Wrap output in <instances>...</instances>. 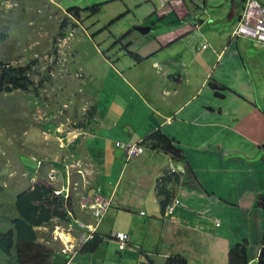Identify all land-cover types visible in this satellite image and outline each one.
I'll return each mask as SVG.
<instances>
[{"label":"crops","instance_id":"0c3cea01","mask_svg":"<svg viewBox=\"0 0 264 264\" xmlns=\"http://www.w3.org/2000/svg\"><path fill=\"white\" fill-rule=\"evenodd\" d=\"M245 1L172 0L159 8L154 0H0L4 62L42 63L50 56L57 63L63 22L64 38L75 27L73 44L95 53V63L72 64L68 84L58 79L61 93L71 95L72 117L79 122L88 104L92 118L85 126L54 122L50 133L41 131V141L62 156L39 159V171L29 175L31 185L51 174L62 184L57 190L72 206L73 224L64 226L70 237L83 233L80 224L96 229L99 247L64 264H164L174 255L188 264H228L230 248L244 240L249 264H257L264 212L249 192L264 194V44L234 35ZM98 4L96 16L80 20L68 12ZM14 49L20 54L12 55ZM156 131L175 139L186 163L148 148L127 161L117 147ZM70 162L80 163L81 173H69ZM171 167L181 179L169 185L168 204L175 198L182 204L167 214L157 187ZM97 200L111 202L99 222L84 208ZM120 231L129 244L111 237Z\"/></svg>","mask_w":264,"mask_h":264},{"label":"rangeland","instance_id":"374dc122","mask_svg":"<svg viewBox=\"0 0 264 264\" xmlns=\"http://www.w3.org/2000/svg\"><path fill=\"white\" fill-rule=\"evenodd\" d=\"M82 22L79 21L77 23L79 26V38H81L80 28L82 27ZM12 30V27L9 28V31L12 32ZM76 30L75 27H70L67 31L66 38H62L59 42L58 53L61 56L57 59V63H53L55 59L50 56L44 57L46 58L44 62L34 64L21 63V61L20 63H16L14 59L13 62L12 58L6 61L13 67H17V65L31 66L32 70L29 75L34 82V87L29 92H0V235L12 227V219L15 216L14 205L17 195L28 188L27 184L32 179L29 175L34 174L35 170L36 172L39 171L42 161L40 162L38 160L42 158L51 161L56 158L57 154L62 156V152H55L52 146H48L41 141V131H44L45 134L50 133L54 122L61 124L62 122L70 121L71 124L78 126H85V121L88 123V115L89 111H91L90 105L87 104V111L82 119L79 122L76 121L70 114L69 107L72 99L69 91L62 90L61 93L59 89L62 78H65V85L71 81V67L73 63H77L75 65L76 67L79 66L78 63L83 65L95 63L94 52L89 51L87 47L75 46L73 44L76 37L74 31ZM41 43H44V40ZM42 47L44 48L43 45ZM96 49L101 55L103 54L101 52L102 49L97 47ZM22 50L26 51L25 49ZM0 51H2L1 48ZM13 54H20V51L16 52L14 49L12 51ZM3 58L7 59L0 54V61L4 62ZM46 71H49V73L45 74ZM64 71L66 72L65 74ZM75 73H78L77 76L79 78L82 77V73L84 74L83 69L79 68H76ZM60 77L58 86V79ZM43 79L45 80L42 84ZM53 116L54 118L52 119ZM262 158L261 156L257 157V160H261ZM67 167L69 173L74 174L76 171H82V165L80 163L73 165V162H70ZM51 175L52 180L49 182L59 190L58 187L62 184L54 182V179L57 178L53 174ZM36 176H39L38 173ZM69 189L70 187L67 188L68 191ZM249 194H252L256 199H259L261 196L253 191H250ZM57 224L59 222L54 221L53 231H51V227L39 228V240L55 250V256L52 257V264H64L63 257L67 261H71V258L77 256L76 249L72 248L77 244L75 238L78 239L80 236L75 235L74 237H70L67 229L63 225L58 227ZM64 236L66 237L64 238ZM69 239L70 241L68 242ZM66 245H69L71 249L70 253L73 255H64L61 253ZM163 262L164 264L168 263L167 260ZM0 264H18L15 251L14 253L12 252L11 256L0 252ZM92 264H95V262ZM139 264H149V262L142 260Z\"/></svg>","mask_w":264,"mask_h":264},{"label":"trees","instance_id":"16d2710c","mask_svg":"<svg viewBox=\"0 0 264 264\" xmlns=\"http://www.w3.org/2000/svg\"><path fill=\"white\" fill-rule=\"evenodd\" d=\"M102 6V4H98L86 10L70 8L68 11L75 18L81 19L84 13H87L89 16L100 14ZM65 26V22H63L59 37L64 38L63 30ZM127 37L128 34L117 44L125 43ZM128 54L138 60L141 58L129 51ZM31 70V66L29 65H17V67H13L10 63L0 61V92H29V90H32L34 82L29 75ZM212 88L216 89V87ZM92 116L93 112L91 110L89 111L88 119L92 118ZM144 145L150 150L161 151L178 162H187L185 155L178 148V143L175 139L162 131L150 134L145 139ZM179 181L180 176L177 174L169 175L166 173L162 177L157 191L159 196L165 197V201L162 203L164 207L170 201L169 185L175 182L178 183ZM256 206L260 207L264 212V194L259 197ZM71 209L70 199L57 194V189L48 180L37 178L31 186L17 195L12 227L0 235V252L11 256L12 252L14 253L15 251L18 264H52L55 250L51 246L40 242L38 228L51 227V231H53L55 220L66 226L71 223L73 224L70 215ZM99 242L95 237L92 241L85 244L80 253L91 251V249L94 251L97 246L99 247ZM249 246L248 240L234 244L229 250L228 264H249ZM65 261L68 262L67 259ZM167 262V264H188L187 259L180 255L167 258ZM258 264H264V239Z\"/></svg>","mask_w":264,"mask_h":264},{"label":"clouds","instance_id":"9594fccd","mask_svg":"<svg viewBox=\"0 0 264 264\" xmlns=\"http://www.w3.org/2000/svg\"><path fill=\"white\" fill-rule=\"evenodd\" d=\"M154 1H156V4H157V6L159 7V8H165V7H167L169 4H170V2L172 1V0H170L168 3H167V5L166 6H161L158 2H157V0H154ZM258 2H259V4L264 8V5L262 4V3H260V1L259 0H257ZM249 3V0H246L245 1V7H244V9H243V12H242V16L240 17V20H239V23H238V27H237V29L239 28V24H240V22H241V20L243 19V16H244V13H245V10H246V8H247V4ZM0 4H2V5H4L5 4V2H0ZM73 8H76V7H73ZM83 10V9H82ZM86 10V9H85ZM69 12V11H68ZM70 13V12H69ZM237 29L234 31V35H236V36H245V35H241V34H235V32L237 31ZM246 37H249V36H246ZM61 39H62V37H60ZM249 38H251V37H249ZM253 39V38H252ZM255 40V39H254ZM255 41H257V40H255ZM258 43H262V42H259V41H257ZM264 44V43H263ZM203 48L205 49V48H207V46L206 45H204L203 46ZM152 134V133H151ZM150 135V134H149ZM145 141V140H144ZM144 141L143 142H139V143H121V142H117V147L118 148H120L123 152H124V154H125V157H126V160L127 161H130L131 159H133V158H137V157H140V156H142L144 153H145V151L147 150V147L144 145ZM123 145H125V146H132V145H138V146H140V147H142L143 149H144V152L142 153V154H139V155H137V156H132V157H128V154H127V152H126V149L125 148H123ZM79 173H81V171L79 172ZM167 174H169V175H171V174H177V175H179L180 176V179H181V175L180 174H178V172H177V170L175 169V168H173V167H171L170 169H169V171L167 172ZM165 175V174H164ZM163 175V176H164ZM53 176L55 177V174H53ZM162 176V177H163ZM162 177L159 179V181H158V184L160 183V181H161V179H162ZM57 194H61V195H63L66 199H67V197L65 196V194L64 193H62V191H58L57 190ZM99 196L97 195V198H98ZM177 200H179L180 201V203L178 204V205H175L174 206V204H175V202L177 201ZM105 202H107L108 203V207L107 208H104V209H102V211H101V214L100 215H96V214H94V212H93V209H92V206L93 205H96V204H98V203H105ZM182 204V202H181V200L179 199V198H175V199H173V200H171V202L167 205V207H166V213L167 214H172L173 212H174V210L176 209V207L177 206H179V205H181ZM174 206V207H173ZM110 207H111V202L109 201V200H97L96 202H94V203H89V201H86L85 203H84V208H88L90 211H92V213H93V215L96 217V219L98 220V222L102 219V217L104 216V214H106V212L108 211V209H110ZM171 207H173V210H171L170 211V208ZM143 215L145 214L144 212L142 213ZM70 215H71V213H70ZM56 221V220H55ZM59 222V221H58ZM61 224V223H60ZM62 225V224H61ZM61 225H59V224H57V226H61ZM72 226V223L71 224H68L67 226ZM63 226H66V225H63ZM80 226L82 227V229L84 230L83 231V233H81L80 234V237L77 239V238H75V240L77 241V244H76V246H74L72 249H76V255L77 254H79L80 253V251H81V249L85 246V244L86 243H88L89 241L88 240H90V239H92L94 236H93V232L96 230L95 228H92V226H85V225H83V224H80ZM41 228H43V227H41ZM39 229V228H38ZM118 233H124L126 236H127V239L126 240H124V241H122V240H120L118 237H117V234ZM112 238H114V239H116L118 242H121L122 244H129L130 243V237H129V234H127V233H125V232H115V233H113L112 234V236H111ZM79 241V242H78ZM88 241V242H87ZM91 241V240H90ZM262 248V247H261ZM64 250H67V252L65 253L64 252ZM71 249L69 248V245H66V247L65 248H63V250H62V254H64V255H73L72 253H70L71 251H70ZM260 254V253H259ZM183 257V256H182ZM185 258V257H184ZM258 258H259V256H258ZM257 264H258V260H257Z\"/></svg>","mask_w":264,"mask_h":264},{"label":"built area","instance_id":"2783aa9c","mask_svg":"<svg viewBox=\"0 0 264 264\" xmlns=\"http://www.w3.org/2000/svg\"><path fill=\"white\" fill-rule=\"evenodd\" d=\"M170 0H157V2L163 7L166 6ZM235 34H241L245 36H249L259 42L264 43V8L259 4L257 0H249L247 4V8L245 10L243 19L239 24V28L235 32ZM123 148L126 149L128 157L137 156L144 152V149L138 145L125 146ZM180 203L177 200L174 204L178 205ZM173 206V207H174ZM108 203H98L92 206L94 214L97 216L101 214L102 209L107 208ZM173 207L170 208V211L173 210ZM117 237L124 241L127 239V236L124 233H118ZM66 253L67 250H64Z\"/></svg>","mask_w":264,"mask_h":264},{"label":"water","instance_id":"95a60500","mask_svg":"<svg viewBox=\"0 0 264 264\" xmlns=\"http://www.w3.org/2000/svg\"><path fill=\"white\" fill-rule=\"evenodd\" d=\"M135 30H137V31H139V32L145 34V33L147 32L148 28H144V27H136Z\"/></svg>","mask_w":264,"mask_h":264},{"label":"bare ground","instance_id":"6f19581e","mask_svg":"<svg viewBox=\"0 0 264 264\" xmlns=\"http://www.w3.org/2000/svg\"><path fill=\"white\" fill-rule=\"evenodd\" d=\"M63 236V235H62ZM66 236H64V238H65ZM70 241V239L68 240V242Z\"/></svg>","mask_w":264,"mask_h":264}]
</instances>
